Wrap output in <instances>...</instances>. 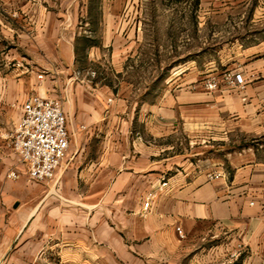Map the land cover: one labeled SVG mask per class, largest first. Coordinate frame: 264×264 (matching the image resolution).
<instances>
[{"label":"crops","instance_id":"crops-1","mask_svg":"<svg viewBox=\"0 0 264 264\" xmlns=\"http://www.w3.org/2000/svg\"><path fill=\"white\" fill-rule=\"evenodd\" d=\"M128 2L0 0V264H264V38L213 90L185 69L154 102L75 82L83 38L90 59L128 44ZM59 83L69 148L33 181L11 135Z\"/></svg>","mask_w":264,"mask_h":264},{"label":"rangeland","instance_id":"rangeland-1","mask_svg":"<svg viewBox=\"0 0 264 264\" xmlns=\"http://www.w3.org/2000/svg\"><path fill=\"white\" fill-rule=\"evenodd\" d=\"M123 15L133 28L128 44L101 45L90 59L92 41L83 38L75 82L108 86L140 102H154L172 89L180 69L199 80L213 78L209 70L220 73L235 61L239 44L264 38V0H129ZM99 30L95 23L92 39ZM62 88L59 83L56 97L66 101Z\"/></svg>","mask_w":264,"mask_h":264},{"label":"built area","instance_id":"built-area-1","mask_svg":"<svg viewBox=\"0 0 264 264\" xmlns=\"http://www.w3.org/2000/svg\"><path fill=\"white\" fill-rule=\"evenodd\" d=\"M230 77V76H228ZM231 80L244 83L241 73H235ZM209 90L218 87L215 78L207 79ZM70 132L63 102L57 97L33 93L25 100L22 114L11 135V146L25 166L30 178L48 180L55 177L69 148ZM15 176V172H11ZM219 173H209V177ZM150 197L144 202L149 207ZM177 230L182 233L180 227Z\"/></svg>","mask_w":264,"mask_h":264}]
</instances>
